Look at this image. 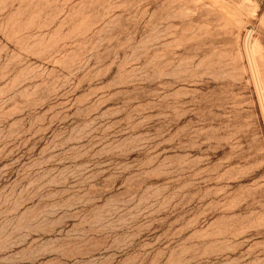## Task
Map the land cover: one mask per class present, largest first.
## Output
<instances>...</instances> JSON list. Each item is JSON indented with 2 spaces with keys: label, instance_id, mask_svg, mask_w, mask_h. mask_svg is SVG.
<instances>
[{
  "label": "rangeland",
  "instance_id": "1",
  "mask_svg": "<svg viewBox=\"0 0 264 264\" xmlns=\"http://www.w3.org/2000/svg\"><path fill=\"white\" fill-rule=\"evenodd\" d=\"M0 264H264V0H0Z\"/></svg>",
  "mask_w": 264,
  "mask_h": 264
}]
</instances>
